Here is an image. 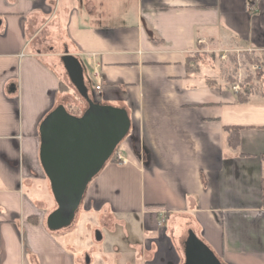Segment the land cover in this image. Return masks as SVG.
<instances>
[{
  "label": "crops",
  "instance_id": "crops-1",
  "mask_svg": "<svg viewBox=\"0 0 264 264\" xmlns=\"http://www.w3.org/2000/svg\"><path fill=\"white\" fill-rule=\"evenodd\" d=\"M238 49L264 55V0H0V264H92L67 242L75 221L47 225L40 128L75 106L67 52L89 93L131 118L114 154L129 164L108 162L82 203L112 231L138 219L123 264H184L190 232L224 264H264V90L239 102L204 57ZM226 127L241 128L238 149Z\"/></svg>",
  "mask_w": 264,
  "mask_h": 264
},
{
  "label": "water",
  "instance_id": "water-1",
  "mask_svg": "<svg viewBox=\"0 0 264 264\" xmlns=\"http://www.w3.org/2000/svg\"><path fill=\"white\" fill-rule=\"evenodd\" d=\"M62 61L70 81L88 107L81 116H75L60 105L40 128V160L57 203V209L47 219L51 231L73 224L89 184L111 160L132 126L125 108L91 98L84 66L77 57L67 52ZM184 264L224 263L203 240L190 232Z\"/></svg>",
  "mask_w": 264,
  "mask_h": 264
},
{
  "label": "rangeland",
  "instance_id": "rangeland-1",
  "mask_svg": "<svg viewBox=\"0 0 264 264\" xmlns=\"http://www.w3.org/2000/svg\"><path fill=\"white\" fill-rule=\"evenodd\" d=\"M225 62L227 64H225ZM225 62L218 60L216 63L212 62L211 65L213 67L214 64L217 66V68H219V70L222 68L231 74L233 66L228 64V61ZM244 69L246 71V68ZM66 81L68 80L66 79ZM233 85L234 84H231V87ZM71 91L75 100V107L80 108L84 112L87 109L86 102L79 95L76 88L72 87ZM132 217L133 218H131L127 227L116 225L114 226L115 229L112 231L111 227H107V223L101 221L98 215L87 214L84 212L83 206L81 205L78 210L75 223L71 228L68 229L70 230L68 232V236L70 238L67 242H72V245H74L77 250L76 252L78 253H82L84 250H90L87 252V254L91 257L92 264H106L104 259L100 257V255L105 254L109 263L113 264L116 262V264H123V262L126 260L125 255L127 249L132 251L136 249L129 247V245L132 243L136 244L142 238L139 221L135 216ZM166 220L167 219L165 218V221H161L162 226L166 224ZM85 221L89 222V224L91 223L92 225L88 227ZM91 231L92 233L95 231L96 240H98V237H101V242L94 241V239L93 241L89 240V234ZM83 264H86L84 260Z\"/></svg>",
  "mask_w": 264,
  "mask_h": 264
},
{
  "label": "trees",
  "instance_id": "trees-1",
  "mask_svg": "<svg viewBox=\"0 0 264 264\" xmlns=\"http://www.w3.org/2000/svg\"><path fill=\"white\" fill-rule=\"evenodd\" d=\"M221 55H216V54H205V58L209 57L212 62L216 63L218 60H220ZM240 57L244 58L247 63L251 64H260L264 65V55L258 56L254 52H243L240 54ZM237 54L235 53H229L228 54V61L231 63L233 66L232 73L229 74L227 70L225 69H220V72L223 74V76L226 77V81L229 84H235L237 82L236 75L238 72V64H237ZM203 60V58L199 54H194L192 56H189L187 58V69L188 71L190 70L191 64H195V69L194 71H199L200 69V62ZM261 90H264V70L257 71L255 73H250L249 71L247 72L246 79L243 82V90L238 93V100L241 103H246L249 101L250 96L255 94L256 92H260ZM80 95V94H79ZM91 98L94 101H97L95 97H93L90 94ZM83 99V98H82ZM84 100V99H83ZM85 101V100H84ZM86 102V101H85ZM98 102V101H97ZM87 104V102H86ZM88 107V104H87ZM70 113L75 115V116H81L84 112L78 108V107H70ZM226 132L228 133V141L229 145L233 149H238L239 144H240V132L241 128L239 127H226ZM111 163H116L117 159L116 156L113 155L111 160L109 161Z\"/></svg>",
  "mask_w": 264,
  "mask_h": 264
},
{
  "label": "built area",
  "instance_id": "built-area-1",
  "mask_svg": "<svg viewBox=\"0 0 264 264\" xmlns=\"http://www.w3.org/2000/svg\"><path fill=\"white\" fill-rule=\"evenodd\" d=\"M243 52H256L254 49H238V50H233V51H227L224 52L223 54H221L220 56V60L222 62L228 61V54L229 53H235L237 54V64H238V72L236 75V79L237 82L231 87V89L233 90V92H235L236 94L240 93L243 90V82L246 79L247 76V72L249 71L250 73H255L257 71L260 70H264V65H260V64H249L245 61L244 58L240 57V54ZM246 68V71L245 69ZM94 79L97 82L96 86H95V90L97 92H101L102 90V80H101V74L100 72L96 69L94 71ZM117 159V164L120 165H128L129 164V160L124 158L122 155L117 154L116 156ZM165 214L161 215V221H165Z\"/></svg>",
  "mask_w": 264,
  "mask_h": 264
}]
</instances>
